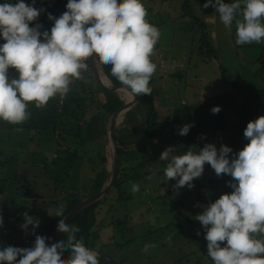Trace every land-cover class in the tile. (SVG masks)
Wrapping results in <instances>:
<instances>
[{
  "label": "clouds",
  "instance_id": "1",
  "mask_svg": "<svg viewBox=\"0 0 264 264\" xmlns=\"http://www.w3.org/2000/svg\"><path fill=\"white\" fill-rule=\"evenodd\" d=\"M202 6L213 7L225 28L235 22L236 45L264 39V0H204ZM41 12L24 0H0V121L18 125L28 118L29 103L42 107L54 96L62 99L71 81L81 79L90 58L93 65L110 66V75L133 98L152 92L148 82L156 65L150 56L160 33L146 21L141 0H67L58 17L47 14L52 24L46 31L39 24L29 26ZM237 13L241 19L234 21ZM210 111L215 114L219 106ZM190 127L182 125L177 134H187ZM243 137L248 142L232 156L223 144L217 149L205 143L179 155L168 146L158 157L165 162L163 175L175 181L176 189L191 188L205 163L217 176L232 178L226 182L231 191L194 217L212 264H264V115L247 122ZM131 191H138V185L132 183ZM62 209L60 205L46 212L61 217ZM28 225L35 229L38 221L24 214L20 227ZM56 227L67 233L65 239L46 244L37 235L31 247H3L0 264H98L96 251L75 237L76 226L61 218ZM154 246L145 244L142 251ZM65 249L67 259L61 256Z\"/></svg>",
  "mask_w": 264,
  "mask_h": 264
},
{
  "label": "rangeland",
  "instance_id": "2",
  "mask_svg": "<svg viewBox=\"0 0 264 264\" xmlns=\"http://www.w3.org/2000/svg\"><path fill=\"white\" fill-rule=\"evenodd\" d=\"M141 2L146 9V21L156 26L160 33L150 56L156 68L149 85L152 89L149 95L158 119L170 118L184 107L216 102L222 95H242L224 82L227 77L252 89L264 90L262 67L264 39L259 44L253 42L236 45L235 22L229 28H225L214 9L202 6L204 0H141ZM239 19L241 16L237 13L234 21ZM201 29H205L206 37L215 51L213 59H207L201 53V47L199 48L197 43ZM0 43L3 41L0 40ZM261 49L262 58L259 56ZM160 63L164 66L160 67ZM98 66L100 68V65ZM82 71L84 70H81V73ZM224 71L226 75H223ZM9 75L15 76L14 70L9 69ZM132 109L135 110L137 107L132 106ZM107 124L108 119L105 124V141ZM117 126L118 132L123 129L125 127L123 120ZM11 134L14 135L12 139L2 136L0 140L1 161L4 165L0 178L2 176L5 178L0 183V192L9 186L6 195L13 194L16 187L13 183L14 171L22 179H32L28 188L25 187L27 190L24 192L25 195L29 197L28 199L39 197L34 200L35 203H45L43 206H37L35 213L45 212L50 200L59 201L63 198V192L64 195L65 192L66 194L74 192L75 198L78 199L89 194L92 190L90 178L100 167H106L110 174L111 160L108 149L106 148L107 156L104 160H100L98 155L101 145L99 139L87 152V159L96 154L93 160H81L77 166L79 168L70 172L68 180H65L60 173H54L50 167L58 148L54 139L48 138V133L22 131ZM224 139L219 136L211 139L209 143L219 149L220 145L226 144ZM136 141L137 138L131 140L134 145H137ZM151 143L157 144L156 140H151ZM158 143L160 148H156L155 145L146 147L144 159L139 154L127 159L129 166L127 172L132 178L124 179L122 175L124 173L121 172L118 188L110 190L107 201L111 200L113 204L107 207L110 214L104 219L103 229L100 230L97 240L104 245H97L101 246L102 252L109 257L125 264H208V262L212 264L205 254L207 242L204 237L197 235L194 217L202 212L199 208L200 202L208 204L215 200L212 195L223 193L220 192L223 189V180L225 181L228 175L217 176L205 163L202 174L191 181V188L182 186L176 189L173 187L175 181L166 180L163 175L165 162L158 160L160 152L172 145ZM243 146L244 142L241 141L238 150ZM38 159L40 164H36L35 160ZM20 162L29 166L26 168L18 166L17 163ZM216 182L218 183L216 186L220 185L222 188L217 189L214 186ZM132 183L138 185V191H131ZM118 193L130 198L114 202ZM32 201L27 203L32 204ZM28 204H24L20 210L14 209L15 222H12V218H7L11 217L10 214L6 220L0 219V228L7 229V234L2 238L13 237V243L16 245H22L24 239H27L25 235L19 234L18 230H22L20 225L23 223V215L33 214ZM4 212L8 213L7 210ZM113 218L117 219L113 220L114 225L106 226ZM145 244L155 246L149 247L145 252L142 251Z\"/></svg>",
  "mask_w": 264,
  "mask_h": 264
},
{
  "label": "trees",
  "instance_id": "3",
  "mask_svg": "<svg viewBox=\"0 0 264 264\" xmlns=\"http://www.w3.org/2000/svg\"><path fill=\"white\" fill-rule=\"evenodd\" d=\"M24 2L25 4L31 3L35 8L43 9V12L38 15L36 20L29 24L30 27L33 24H39L41 26L39 29L40 31H46L51 27L52 22L47 19V14H51L53 18L58 17L65 11L66 4L65 0H24ZM206 36L205 29H201L197 43L199 48L201 47L202 55L207 59H213L215 58V51L212 49L209 38ZM262 49H264V41ZM262 49L259 54L261 58ZM262 65L264 68V63ZM109 67L108 65H100L101 72L108 79L114 80L115 78L109 73ZM223 75H226L225 71ZM151 79L150 77L148 86L151 84ZM224 82L235 91L242 93V95H222L216 102L184 107L170 118L167 117L165 119L157 118L149 94L137 95V101L139 103L137 105V110L128 108L123 119L125 127L118 132L119 169L112 188H118L121 172L124 173L122 174L124 179L132 178L127 172L129 168L127 159H130L135 154L141 155L140 157L144 159L146 147L155 145L156 148H160L158 142L171 144L174 149V154L179 155L189 147H194L198 150L203 147L204 143H209L211 139L222 136L225 138L224 140L227 146L231 148L229 156L239 151L238 147L240 146V142L243 141L244 145L248 142L243 137V129L247 122L254 120L260 115H264V90L252 89L250 86L237 82L231 77L225 78ZM114 93L120 97L118 93ZM114 93L110 89H103L92 84L85 75L84 70L81 73V79H73L71 81L69 84V91L62 99L59 96H54L42 107H35L33 104L29 103L26 108L29 116L18 125L0 121V140L2 136L6 139H12L14 135L11 133L13 132L39 131L48 133V138L52 137L58 148L55 159L50 164V167L54 173H60L65 180H68V174L73 172L74 169H78L77 166L79 162L93 160L96 154L89 156V159H87V152L96 144L98 139L101 141V145L98 152L99 154H97L100 155V160L102 159L105 145V124L110 114L120 104L119 97ZM213 106H219V111L215 114L210 111ZM118 123H120L119 120ZM184 124H190L191 127L187 134L183 136L178 135V128ZM133 138H137V145L131 142ZM151 140H156L157 144L151 143ZM199 140L202 142L199 143ZM1 154L2 151H0V166L3 165ZM45 168L47 169L46 165ZM108 174L109 172L106 167H100L94 176L90 178L89 183L92 190L87 195L98 191L107 179ZM4 179V177H1L0 183H2ZM231 180L232 178L230 176H228L225 181L223 180V193L231 191L226 183ZM29 183L30 182H25V184L20 183L18 185L15 184V192H21L18 197L24 204L28 202V200L26 201L28 196H26L24 192L27 191L25 187L28 188ZM19 188H21V190H19ZM8 189L5 187L4 191L7 192ZM109 193L110 191L98 201L83 208L68 221V223L79 229V231L74 234L77 239H81L84 245L99 250L102 249L101 246L97 245L100 244V242H97L99 233L103 228L104 219L110 214V210H108L107 207L113 204V202H110L111 200L107 201ZM82 198H75L74 193H69L63 196L59 201L51 202V200L50 205H56L57 207L63 205L61 217L47 216L44 219L43 213L41 217L42 225L36 227L32 231L33 239L35 236L40 235L45 238L46 244L50 243L54 236L57 219H61ZM128 198L130 197L118 193L114 202L115 200H126ZM40 204L44 205L45 203L41 202ZM45 220L49 222L48 225H45ZM113 220L117 219H111L106 226H113ZM194 224L197 227V232L200 233L199 235L204 237V232L199 222L195 220ZM66 236L67 233H63L62 231L59 239H65ZM101 245L103 246L104 244ZM202 245H204V240ZM65 251H67V249L63 252ZM205 254L207 255V253ZM97 260L98 264H107L99 257H97Z\"/></svg>",
  "mask_w": 264,
  "mask_h": 264
},
{
  "label": "water",
  "instance_id": "4",
  "mask_svg": "<svg viewBox=\"0 0 264 264\" xmlns=\"http://www.w3.org/2000/svg\"><path fill=\"white\" fill-rule=\"evenodd\" d=\"M65 1L67 2V0ZM88 63H89V66L87 69H85L86 76L96 86L103 88V89H110L112 92H113L114 87L121 86L120 83L116 79L110 80L105 75L102 78L96 76L93 71V64L91 62V58L89 59ZM115 95L119 97L117 94ZM119 99H120V104L110 114L108 118V124H107L108 130H107L106 143H107V149H108V153L110 155V160H111L110 174L108 176V179L103 183V185L98 191L82 198L62 217V218H65L67 222L70 220L71 217H73L76 213L81 211L83 208L93 204L94 202L98 201L103 196H105L110 191V189L112 188V186L114 185L116 181L118 169H119V156H118V144H117V135H118V130H119L117 126L118 116H119L120 111L127 110L130 106H132L137 101V96L133 98V96L129 94L123 98L119 97ZM61 233H62V230H58L56 227L54 236L50 243L55 242L57 239H59V237L61 236ZM84 246L96 251L97 257L105 261L107 264H125L122 261H118L116 259L109 257L107 254H105L99 249H96L94 247L87 246V245H84ZM61 256L62 258L67 259L69 258L70 253L67 250L65 252H62Z\"/></svg>",
  "mask_w": 264,
  "mask_h": 264
},
{
  "label": "crops",
  "instance_id": "5",
  "mask_svg": "<svg viewBox=\"0 0 264 264\" xmlns=\"http://www.w3.org/2000/svg\"><path fill=\"white\" fill-rule=\"evenodd\" d=\"M160 66V65H159ZM164 65H162V66H160V67H163ZM170 68H172V66H170ZM139 103H138V101H136L132 106H136V107H138L137 105H138ZM132 106H130L129 107V109L130 108H132ZM135 110H137V109H135ZM126 113V112H125ZM125 113H123L122 115H123V117H122V120L124 119V117H125ZM120 123H122V121L120 122ZM119 124V123H118ZM118 136V135H117ZM225 146H227V144H225ZM228 147V146H227ZM107 143H106V141H105V145H104V148H103V153H102V159L104 160V158L107 156ZM101 159V160H102ZM26 162H30V160H25ZM36 161V164H40V160L38 159V161L37 160H35ZM18 164V166H22V167H24V168H26V167H28L29 165L27 164V163H17ZM97 165V164H96ZM14 168V170L16 169L15 167H13ZM79 168V167H78ZM2 169H4V166L2 165V166H0V172H1V170ZM14 180H13V183H14V186H15V184L16 185H18V184H25V182L26 183H28V182H30V181H32V179H22L19 175H18V173H16L15 171H14ZM1 174V173H0ZM2 175V174H1ZM2 177H4V176H2ZM108 178V177H107ZM43 180V179H42ZM107 180V179H106ZM105 180V181H106ZM197 183V182H196ZM217 183V182H216ZM215 183V185L214 186H216V185H218V183L216 184ZM103 185V184H102ZM197 185V184H196ZM199 186V189H200V185H198ZM223 186V185H222ZM222 186H216L217 187V189H218V187L220 188H222ZM194 187H196L195 185H194ZM8 189V188H7ZM219 191V190H218ZM71 192V191H70ZM200 192V191H199ZM220 192H223V189L220 191ZM6 191H1L0 192V208L2 209V213H0V219L1 220H6V217H7V215H11V217H7V218H12V222H15L16 220H13L14 218H13V215H15L14 213H15V211H14V209H18V210H20V207H24V203L22 202V200L18 197V195H19V192H15V190H13V194L12 195H6ZM72 193H74V192H72ZM62 195L63 196H66V195H68V194H66V192H65V195H64V192L62 193ZM214 198H217L219 195L218 194H214V195H212ZM85 197H86V195H85ZM200 197V196H199ZM29 198V197H28ZM28 198H26V201L28 200V201H32L33 203L32 204H28V203H25V205L26 204H28V205H30V208L32 209V211H33V214H31L30 216L31 217H33L35 220H37L38 221V225H37V227H39V226H41L42 225V223H41V217L43 216L42 214L44 213V219H45V217H47L48 215H47V212H46V210H44L45 212H41V213H35L34 211L36 210V209H38L37 208V206H40V205H42V204H40V203H35L34 202V200L35 199H39V197H36L35 199H28ZM84 198V197H83ZM200 199V198H199ZM201 200V199H200ZM202 200H204L203 198H202ZM51 201V200H50ZM54 200H52L51 202H53ZM22 202V203H21ZM43 206V205H42ZM57 206L56 205H48V209L49 208H56ZM22 209V208H21ZM40 209V208H39ZM4 210H7L8 211V213H5L4 212ZM108 212V211H107ZM49 217V216H48ZM48 221L47 220H45V225H48ZM103 229V228H102ZM107 229H108V227H107ZM7 229H5L4 227H1L0 228V249H2L3 247H6V246H14V247H20V248H26V247H31L32 246V243H33V235H32V231H33V228H32V226L31 225H28V227L26 228V229H23V230H18V233L19 234H21V235H25L26 237H27V239H24V242H23V244L22 245H16V244H14L13 242H14V238L12 237V238H10V239H4V238H2V236H4V235H6L7 234ZM24 231H26V232H24ZM100 244H104L103 242H101L100 241ZM19 259V257H17V260Z\"/></svg>",
  "mask_w": 264,
  "mask_h": 264
},
{
  "label": "bare ground",
  "instance_id": "6",
  "mask_svg": "<svg viewBox=\"0 0 264 264\" xmlns=\"http://www.w3.org/2000/svg\"><path fill=\"white\" fill-rule=\"evenodd\" d=\"M93 71H94V74L100 78L104 77V75L102 74L101 72V69L99 68L98 65H93ZM113 92H116L120 95L121 98L123 97H126L127 95H129V93H127L126 91L123 90V87L122 86H116L113 88ZM127 94V95H126ZM128 110V109H127ZM127 110H122L120 111L119 113V116H118V120L121 122L122 121V117H123V113H125ZM122 116V117H121Z\"/></svg>",
  "mask_w": 264,
  "mask_h": 264
},
{
  "label": "built area",
  "instance_id": "7",
  "mask_svg": "<svg viewBox=\"0 0 264 264\" xmlns=\"http://www.w3.org/2000/svg\"><path fill=\"white\" fill-rule=\"evenodd\" d=\"M210 8L214 9L213 7L210 6ZM160 66H162V63H160ZM207 206V204L203 203V202H200L199 203V208L200 210H203L205 207Z\"/></svg>",
  "mask_w": 264,
  "mask_h": 264
}]
</instances>
